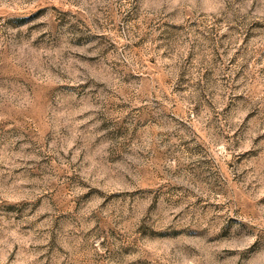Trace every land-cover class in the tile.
Returning a JSON list of instances; mask_svg holds the SVG:
<instances>
[{
  "label": "rangeland",
  "instance_id": "rangeland-1",
  "mask_svg": "<svg viewBox=\"0 0 264 264\" xmlns=\"http://www.w3.org/2000/svg\"><path fill=\"white\" fill-rule=\"evenodd\" d=\"M0 264H264V0H0Z\"/></svg>",
  "mask_w": 264,
  "mask_h": 264
}]
</instances>
